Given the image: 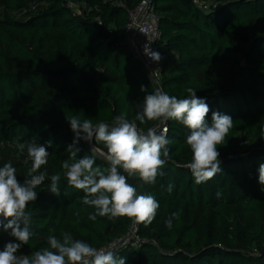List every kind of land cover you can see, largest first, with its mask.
Returning <instances> with one entry per match:
<instances>
[{"label":"trees","instance_id":"obj_1","mask_svg":"<svg viewBox=\"0 0 264 264\" xmlns=\"http://www.w3.org/2000/svg\"><path fill=\"white\" fill-rule=\"evenodd\" d=\"M73 1L79 14L69 0H0V166L11 162L23 182L31 160L17 142L51 141L48 163L36 173L45 180L27 208L33 236L17 254L31 256L48 246L50 235L65 232L97 249L131 234V242L115 250L126 264H264V186L257 171L264 163V0H198L218 3L208 10L194 0H153L162 57L157 80L128 42L129 13L143 0ZM141 85L177 98H187L192 88L209 105V122L213 111L232 117L234 126L218 146L223 172L195 183L187 167L189 130L169 120L171 159L163 177L155 184L128 177L137 194L159 203L153 221L89 220L95 210L83 204L82 190L68 185L62 168L74 139L67 118L111 126L124 113L142 130L155 126L135 120L146 94ZM93 144L95 152L79 141L77 158L92 155L106 168L107 149ZM57 173L60 196L49 191ZM10 231L0 226V250L16 242Z\"/></svg>","mask_w":264,"mask_h":264},{"label":"clouds","instance_id":"obj_2","mask_svg":"<svg viewBox=\"0 0 264 264\" xmlns=\"http://www.w3.org/2000/svg\"><path fill=\"white\" fill-rule=\"evenodd\" d=\"M154 62L162 57L158 51H145ZM145 92L143 102L137 105L135 120L140 124L158 122L155 126L142 130L136 123L130 122L126 114L117 115L111 123L100 122L96 125L90 119L81 120L79 116L67 118L74 133L72 144L67 151L71 160H64L62 168L69 186L82 190V202L95 211L88 216L95 221L97 217L108 219L127 217L136 223L150 224L156 216L159 203L152 195L137 194L136 188L128 183V177H139L144 183L155 184L158 177H163L166 164L171 159L167 139V128L160 131L161 125L173 120L185 126L189 131L186 144L191 150V161L187 167L195 183L200 184L213 179L221 168L218 146L224 145L225 138L234 126L230 115L213 111L208 120L210 107L204 98L196 95V90L188 88L187 98L170 96L162 89ZM264 135V133H262ZM103 143L107 151L103 154L106 168L96 165L92 155L77 158L79 141ZM47 145L39 144L35 139L26 143L17 142L21 153L27 149L31 168L21 182L16 175V168L11 162L0 166V226L16 242L9 241L0 250V264H126V258L118 257L116 251L100 248L74 239L70 233H63L61 238L50 235L47 247L28 255H18L22 246L27 245L33 236L30 229L31 213L27 210L29 203L37 199L35 190L45 180V174H36L41 166L48 163L50 155ZM95 152L93 146L90 150ZM27 163V161H25ZM126 173L127 175L122 174ZM258 183L264 186V163L258 168ZM59 173L50 177L49 191L60 196ZM169 184L167 191L171 192ZM217 197L221 195L218 191ZM78 217L80 214L76 212ZM173 213L172 217H177ZM4 221H7L4 223ZM172 227V218L166 222Z\"/></svg>","mask_w":264,"mask_h":264},{"label":"built area","instance_id":"obj_3","mask_svg":"<svg viewBox=\"0 0 264 264\" xmlns=\"http://www.w3.org/2000/svg\"><path fill=\"white\" fill-rule=\"evenodd\" d=\"M194 2L203 10L218 7L217 2L205 3L198 0H194ZM68 6L74 14L80 13V5L73 0H69ZM127 32L129 45L140 58L150 76L157 80L159 77V62L152 61L145 54V51H158L156 42L160 37L158 15L149 0H143L134 10L130 11ZM119 243H112L104 249L113 250Z\"/></svg>","mask_w":264,"mask_h":264},{"label":"water","instance_id":"obj_4","mask_svg":"<svg viewBox=\"0 0 264 264\" xmlns=\"http://www.w3.org/2000/svg\"><path fill=\"white\" fill-rule=\"evenodd\" d=\"M149 2L152 4L153 0H149ZM164 127V125H161L160 127V131L162 130V128ZM90 145L93 147L94 144H93V141L92 142H89ZM95 147V146H94ZM96 149V147H95ZM128 240H131V234H129L123 241H121L117 247H115L113 250L115 251L116 249L122 247Z\"/></svg>","mask_w":264,"mask_h":264},{"label":"rangeland","instance_id":"obj_5","mask_svg":"<svg viewBox=\"0 0 264 264\" xmlns=\"http://www.w3.org/2000/svg\"><path fill=\"white\" fill-rule=\"evenodd\" d=\"M130 242H131V240H128V241L124 244V246L127 245V244L130 243Z\"/></svg>","mask_w":264,"mask_h":264}]
</instances>
